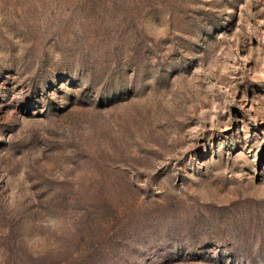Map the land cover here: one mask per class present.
<instances>
[{
	"label": "rangeland",
	"instance_id": "rangeland-1",
	"mask_svg": "<svg viewBox=\"0 0 264 264\" xmlns=\"http://www.w3.org/2000/svg\"><path fill=\"white\" fill-rule=\"evenodd\" d=\"M0 264H264V0H0Z\"/></svg>",
	"mask_w": 264,
	"mask_h": 264
}]
</instances>
